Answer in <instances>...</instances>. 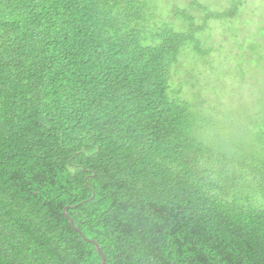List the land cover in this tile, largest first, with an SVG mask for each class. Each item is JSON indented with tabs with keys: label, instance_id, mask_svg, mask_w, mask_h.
<instances>
[{
	"label": "trees",
	"instance_id": "trees-1",
	"mask_svg": "<svg viewBox=\"0 0 264 264\" xmlns=\"http://www.w3.org/2000/svg\"><path fill=\"white\" fill-rule=\"evenodd\" d=\"M263 2L0 0V264H264Z\"/></svg>",
	"mask_w": 264,
	"mask_h": 264
},
{
	"label": "rangeland",
	"instance_id": "rangeland-1",
	"mask_svg": "<svg viewBox=\"0 0 264 264\" xmlns=\"http://www.w3.org/2000/svg\"><path fill=\"white\" fill-rule=\"evenodd\" d=\"M261 11L264 12V2L261 3ZM226 47V44L224 45L223 43V47ZM238 55L236 56V64H238L239 66L242 65V60H244V57L246 58V54L243 56L241 52L237 53ZM251 54V52H250ZM253 56V53L251 54ZM242 59V60H240ZM241 61V62H240ZM245 65H253L254 64H250L248 61H246ZM206 72L204 73L205 76L207 77L206 80H208V74L210 71L209 67L206 68ZM205 70V69H204ZM208 71V72H207ZM252 73L247 72V77H245V80H243L242 82H239V84H243L246 85L248 83H252V85H248L243 87L244 90H240V92L242 91L244 95H242L241 97L237 96L235 93H233V91H230V96H228V91H226L228 88H225V86L223 84H220V82H214V84H216L217 86H213L214 88L212 89L211 86L213 84H211L210 86V91H215L217 89V94H213V92H208V96H213V98H216L214 103L216 104H220L221 102H223V106L225 108L224 114H226L227 118L230 120H238L239 118L243 119V120H249L251 117H255L257 111L262 112V110H264V77H263V73L262 71H258V69H255V73H254V80L252 78ZM232 77V76H229ZM229 77H226L227 83H232L235 85V81L236 79H229ZM216 80V78H215ZM234 82V83H233ZM223 85V86H221ZM229 89H231V87H229ZM211 93V95H210ZM244 97V98H243ZM242 99L243 102L245 104H242ZM246 110H249L250 112H246ZM225 120V119H223ZM226 121V120H225Z\"/></svg>",
	"mask_w": 264,
	"mask_h": 264
},
{
	"label": "water",
	"instance_id": "water-1",
	"mask_svg": "<svg viewBox=\"0 0 264 264\" xmlns=\"http://www.w3.org/2000/svg\"><path fill=\"white\" fill-rule=\"evenodd\" d=\"M65 214L67 215L66 212H65ZM70 220H71V224H72V226H73L76 230H79L77 227H75V225H74V223H73V220H72V219H70ZM81 234H82V236L85 237V235H84L82 232H81ZM88 240H90L91 242H93V243L95 244L96 249L98 250V252H99V253L101 254V256H102L101 264H105L106 258H105L104 253H103L102 250L100 249L99 244H98L96 241L92 240V239H88Z\"/></svg>",
	"mask_w": 264,
	"mask_h": 264
}]
</instances>
